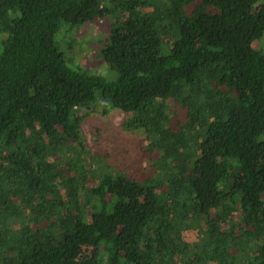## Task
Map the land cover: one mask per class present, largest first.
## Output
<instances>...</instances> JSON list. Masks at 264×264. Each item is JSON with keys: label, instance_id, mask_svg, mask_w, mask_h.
I'll return each mask as SVG.
<instances>
[{"label": "trees", "instance_id": "trees-1", "mask_svg": "<svg viewBox=\"0 0 264 264\" xmlns=\"http://www.w3.org/2000/svg\"><path fill=\"white\" fill-rule=\"evenodd\" d=\"M110 110L131 171L82 140ZM0 264H264V0H0Z\"/></svg>", "mask_w": 264, "mask_h": 264}, {"label": "rangeland", "instance_id": "rangeland-1", "mask_svg": "<svg viewBox=\"0 0 264 264\" xmlns=\"http://www.w3.org/2000/svg\"><path fill=\"white\" fill-rule=\"evenodd\" d=\"M107 27L105 20L87 25L78 31L73 36L79 42L73 45L76 52L73 58L92 74L110 80L114 78V73L109 70L100 54L107 37ZM57 38L58 36L56 41ZM124 121L125 116L116 110H110L105 116L91 114L82 125V140L94 152L110 154L109 161L114 166L131 171L139 166L144 143H141L142 138L137 132L122 131ZM83 255L93 257L94 254L86 249L83 250Z\"/></svg>", "mask_w": 264, "mask_h": 264}]
</instances>
